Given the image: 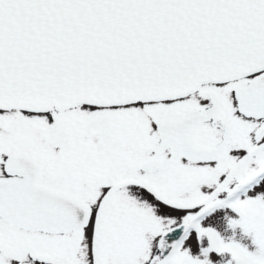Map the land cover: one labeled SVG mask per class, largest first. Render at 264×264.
I'll use <instances>...</instances> for the list:
<instances>
[{"label": "snow or ice", "instance_id": "snow-or-ice-1", "mask_svg": "<svg viewBox=\"0 0 264 264\" xmlns=\"http://www.w3.org/2000/svg\"><path fill=\"white\" fill-rule=\"evenodd\" d=\"M0 264H264V0H0Z\"/></svg>", "mask_w": 264, "mask_h": 264}]
</instances>
